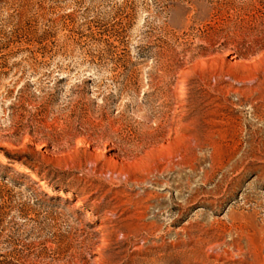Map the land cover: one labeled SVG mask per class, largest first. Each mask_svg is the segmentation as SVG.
<instances>
[{"label": "rangeland", "instance_id": "obj_1", "mask_svg": "<svg viewBox=\"0 0 264 264\" xmlns=\"http://www.w3.org/2000/svg\"><path fill=\"white\" fill-rule=\"evenodd\" d=\"M0 264H264V0H0Z\"/></svg>", "mask_w": 264, "mask_h": 264}, {"label": "bare ground", "instance_id": "obj_2", "mask_svg": "<svg viewBox=\"0 0 264 264\" xmlns=\"http://www.w3.org/2000/svg\"><path fill=\"white\" fill-rule=\"evenodd\" d=\"M100 229H102V227Z\"/></svg>", "mask_w": 264, "mask_h": 264}]
</instances>
